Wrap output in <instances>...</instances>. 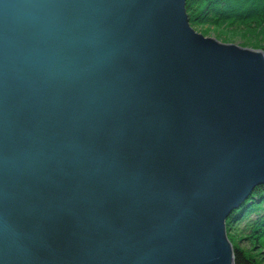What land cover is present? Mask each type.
<instances>
[{"label": "water", "instance_id": "1", "mask_svg": "<svg viewBox=\"0 0 264 264\" xmlns=\"http://www.w3.org/2000/svg\"><path fill=\"white\" fill-rule=\"evenodd\" d=\"M186 0H0V264H233L264 184V49Z\"/></svg>", "mask_w": 264, "mask_h": 264}, {"label": "trees", "instance_id": "2", "mask_svg": "<svg viewBox=\"0 0 264 264\" xmlns=\"http://www.w3.org/2000/svg\"><path fill=\"white\" fill-rule=\"evenodd\" d=\"M185 9L190 25L200 28L205 24L228 25L234 31L264 29V0H186ZM225 225L234 246V264H264V184L253 189ZM239 239H248L247 247L239 246ZM251 246L259 249L250 251Z\"/></svg>", "mask_w": 264, "mask_h": 264}, {"label": "rangeland", "instance_id": "3", "mask_svg": "<svg viewBox=\"0 0 264 264\" xmlns=\"http://www.w3.org/2000/svg\"><path fill=\"white\" fill-rule=\"evenodd\" d=\"M190 27L194 29L197 33L201 34L203 37L216 38L217 40H219L221 43H224V44H226V42H229L231 44H234L236 46H240L243 48H256V49L263 48L264 49V29H260L259 31L237 29L234 31L228 25L223 26V27H217V26L214 27V26L205 25V24L201 28L194 26V25H190ZM241 236L246 237L245 235H241ZM237 239H238V236H237ZM247 240L248 239H239L238 245L241 247H247V243H246L248 242ZM258 241L259 240H257V242ZM257 246L260 247L259 244H257ZM232 247L234 248V246ZM258 249L259 248L251 246L250 251L252 250L253 252H255Z\"/></svg>", "mask_w": 264, "mask_h": 264}, {"label": "bare ground", "instance_id": "4", "mask_svg": "<svg viewBox=\"0 0 264 264\" xmlns=\"http://www.w3.org/2000/svg\"><path fill=\"white\" fill-rule=\"evenodd\" d=\"M189 20V19H188ZM260 185H263V184H260ZM257 186H259V185H257ZM256 187V186H255ZM252 193V192H251ZM225 223H226V220H225ZM226 227H227V225H226ZM226 231H227V229H226ZM226 236H227V233H226ZM234 264V263H233Z\"/></svg>", "mask_w": 264, "mask_h": 264}]
</instances>
